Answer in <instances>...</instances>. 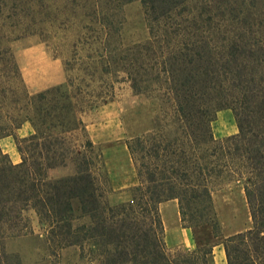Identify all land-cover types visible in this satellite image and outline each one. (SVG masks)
<instances>
[{"label":"trees","instance_id":"1","mask_svg":"<svg viewBox=\"0 0 264 264\" xmlns=\"http://www.w3.org/2000/svg\"><path fill=\"white\" fill-rule=\"evenodd\" d=\"M32 1L37 9L44 4ZM133 2L141 5L149 40L127 47L121 38L123 8ZM51 5V12L16 14L11 30L0 15V140L12 137L21 158L14 165L0 149V240L32 235L25 215L33 212L47 229L51 254L86 244L100 264H214L213 251L222 247L227 264H264V0ZM52 17L64 21L54 34L74 37L75 92L68 81L30 95L2 43L12 41L13 32L15 38L44 34L34 29ZM112 69L156 105L150 131L125 143L138 186L130 202L116 206L101 190L107 180L100 173L101 155L89 140L74 144L67 138L83 126L77 103L93 97L87 92L93 79ZM6 70L10 76H4ZM223 110L232 112L238 134L214 140L210 124ZM25 123L35 134L17 139ZM68 168L72 174L66 177L48 176ZM231 186L242 192L251 227L225 237L213 195ZM172 201L181 226L191 232L193 252L166 251L159 206ZM81 220L89 224L74 225Z\"/></svg>","mask_w":264,"mask_h":264},{"label":"rangeland","instance_id":"2","mask_svg":"<svg viewBox=\"0 0 264 264\" xmlns=\"http://www.w3.org/2000/svg\"><path fill=\"white\" fill-rule=\"evenodd\" d=\"M23 1L22 4L20 0H0V15L8 18L4 23L6 29L11 30V26L16 25L15 15L20 12L27 15L33 10L51 12L53 10L51 4L55 0L51 2L44 0L43 6L39 9L34 8L32 0ZM54 18L52 17L51 22L46 25L34 29L43 28L42 32L45 33L42 35L40 33L23 35L17 39L15 37L18 34L13 32L10 36L12 41L2 43V47L11 51L20 80L30 95L65 85L68 81L74 83L71 92H75L74 80L79 73L78 66L71 62V44L74 37L54 34L60 27L59 24L64 23L63 19ZM123 18L121 38L124 45L127 47L144 45L149 40V33L140 3L133 2L125 6ZM29 20L30 18L27 21ZM65 64H69V67L66 68ZM116 71L112 69L110 75L98 74L93 79L94 83L87 91L93 97H85L77 103L82 129L67 137L74 144H84L89 140L95 147V153L101 155L104 170L100 173L107 178L101 190L110 206L117 205L114 198L127 199V203L131 201L132 189L138 186V181L125 143L148 133L151 121L156 115V105L153 106L145 96L135 93L126 77ZM4 76H10V73L6 70ZM91 102L95 103L92 108H88ZM210 131L214 140L237 135L238 129L232 112L223 110L214 114ZM5 139L16 145L12 137L2 140ZM0 149L3 152L1 145ZM70 174L71 168L54 169L49 171L48 176L55 180ZM213 205L223 236L243 232L251 227L248 209L240 189L231 186L217 190L213 195ZM167 206L169 207L163 209L159 206L161 220L162 217L172 220L175 215L172 204ZM25 216L32 229V235L26 238L0 240V264H100L96 250L86 244L81 249L52 250L51 254L47 250V243L45 244L47 239H50L46 234V227L39 225L33 212H28ZM88 224V220H81L74 225L81 227ZM166 251L170 256H174L183 251L193 252L195 248L193 250L166 248Z\"/></svg>","mask_w":264,"mask_h":264},{"label":"crops","instance_id":"3","mask_svg":"<svg viewBox=\"0 0 264 264\" xmlns=\"http://www.w3.org/2000/svg\"><path fill=\"white\" fill-rule=\"evenodd\" d=\"M35 134L33 127L29 123H25L16 134V138L24 139L31 137ZM11 138V137H10ZM0 145L3 148V153L8 156L11 160L12 164L18 165L21 162L20 155L18 153L16 145L13 143L11 144L8 140H0ZM121 195V194H118ZM115 204L120 205L123 203H127V199H118L114 198ZM172 204L174 209L175 215L172 220H166L162 217V224L164 227V244L167 249H186V250H193L195 248L194 241L192 239L191 232L187 229H184L180 223V217L178 212V205L177 202H167L161 204L160 207H169L167 205ZM160 208V209H161ZM213 262L214 264H227L226 257L223 248L217 247L213 251Z\"/></svg>","mask_w":264,"mask_h":264}]
</instances>
